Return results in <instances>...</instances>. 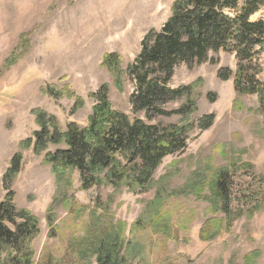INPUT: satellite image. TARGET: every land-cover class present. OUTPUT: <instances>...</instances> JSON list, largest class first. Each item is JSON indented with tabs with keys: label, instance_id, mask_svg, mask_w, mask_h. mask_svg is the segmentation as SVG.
<instances>
[{
	"label": "trees",
	"instance_id": "1",
	"mask_svg": "<svg viewBox=\"0 0 264 264\" xmlns=\"http://www.w3.org/2000/svg\"><path fill=\"white\" fill-rule=\"evenodd\" d=\"M263 8L264 0H174L166 23L145 35L139 55L126 69L119 54L106 53L102 67L120 92L128 80L134 84L132 111L134 115L145 112L148 121L116 111L107 84L90 93L96 103L84 125L71 122L64 130L55 116L35 110L38 130L34 151L44 154L43 162L51 167L56 185L46 211L48 240L39 254L40 219L19 208L10 189L23 159L17 154L4 176L8 192L0 202V264H144L156 251L166 248V241L177 239L175 228L186 231L195 221V211L183 213L176 206L180 198H194L208 205V218L199 231L203 242L230 231L244 214L250 218L262 211V187L250 192L246 210L235 205L233 179L238 164L234 157L229 159L227 145L215 148L227 161L226 166L219 168L207 160L182 186L172 187L180 161H174L171 170L158 180L155 174L167 157L187 150L189 135L196 128L192 121L198 111L194 92L201 81L172 88L170 82L180 65L217 64L220 52L235 55L236 71L224 69L219 74L225 81L234 79L233 109L244 110L243 98L253 95L259 103L256 112L264 115V19L252 20ZM18 59L15 51L4 61L2 71L9 70ZM61 94L75 98L73 112L84 106L70 86ZM180 101L183 104L177 110H167L169 104ZM174 115L181 116L178 124L151 123L155 118ZM214 120V115L205 116L199 126L207 130ZM31 144V140L24 141L21 148L26 150ZM101 188L112 189L106 201L100 196L92 205L78 201V190ZM125 190H156L145 214L130 229L127 223L111 217V206ZM171 200L176 201L169 205ZM261 255L258 251L250 253L244 264H257Z\"/></svg>",
	"mask_w": 264,
	"mask_h": 264
},
{
	"label": "rangeland",
	"instance_id": "2",
	"mask_svg": "<svg viewBox=\"0 0 264 264\" xmlns=\"http://www.w3.org/2000/svg\"><path fill=\"white\" fill-rule=\"evenodd\" d=\"M173 2L0 0V202L8 192L4 176L14 156L21 154L20 172L10 189L15 193L17 206L30 210L40 219L42 235L36 244L39 254L48 240L46 211L56 185L51 167L43 162L44 154L34 151V134L38 130L34 111L55 116L64 130L71 122L84 125L96 103L89 97L90 93L107 84L116 111L148 121L145 112L134 115L132 111L130 97L134 84L128 80L124 92H120L111 74L102 67V60L106 53H117L126 69L139 55L145 35L152 29L160 30L166 23ZM259 19H264V8L252 20ZM15 51L18 62L3 72L4 61ZM217 57V64L208 62L193 67L182 64L176 69L170 82L172 88L201 81L194 92L198 111L192 121L196 128L189 135L187 150L167 157L155 179L170 171L174 161H180V165L172 187L182 186L207 160L219 168L226 166L227 161L215 148L227 145L229 159L234 157L238 164L233 179L235 205L246 210L251 202L250 192L264 188V115L256 112L259 103L253 95L243 98L244 110L233 109L234 79L225 81L219 74L224 69L235 72L237 60L235 55L224 52ZM262 65L264 81V57ZM67 86L84 101L77 112H73L75 98L61 94ZM181 104L183 101L166 108L177 110ZM208 115L215 116L214 123L202 130L199 122ZM180 120V115H174L155 118L151 123L166 126ZM27 140L32 141L31 147L23 150L21 143ZM248 164L254 169H249ZM111 193V188H101L78 190L76 195L81 204L92 205L97 196L106 201ZM155 196L156 190L146 193L125 190L111 206V217L127 223L130 229ZM175 201L171 200L169 205ZM176 206L183 213L195 211V221L186 231L175 228L177 239L166 241V248L156 251L144 264H244L246 256L256 251L262 254L257 264H264V209L250 218L244 214L230 231L211 242H203L199 231L208 218V205L194 198H180ZM59 214L64 216L61 211Z\"/></svg>",
	"mask_w": 264,
	"mask_h": 264
},
{
	"label": "bare ground",
	"instance_id": "3",
	"mask_svg": "<svg viewBox=\"0 0 264 264\" xmlns=\"http://www.w3.org/2000/svg\"><path fill=\"white\" fill-rule=\"evenodd\" d=\"M135 6H136V5H135ZM140 9H141V8H140ZM124 15H126V13H125ZM137 15L139 16L140 14H138V12H137ZM137 15H136V16H137ZM138 16H137V17H138ZM122 18H123V16H122ZM125 19H126V18H125Z\"/></svg>",
	"mask_w": 264,
	"mask_h": 264
}]
</instances>
